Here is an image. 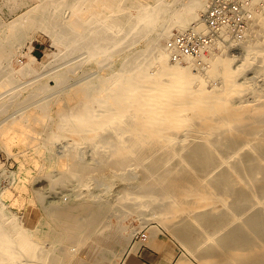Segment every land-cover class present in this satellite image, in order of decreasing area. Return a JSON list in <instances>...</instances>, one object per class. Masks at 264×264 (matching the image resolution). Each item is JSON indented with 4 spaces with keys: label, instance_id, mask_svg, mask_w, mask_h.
Listing matches in <instances>:
<instances>
[{
    "label": "bare ground",
    "instance_id": "6f19581e",
    "mask_svg": "<svg viewBox=\"0 0 264 264\" xmlns=\"http://www.w3.org/2000/svg\"><path fill=\"white\" fill-rule=\"evenodd\" d=\"M7 1L10 0H0V12ZM206 2L207 0H36L25 12L13 19L0 21V60L10 55V43L20 40L25 27L34 25L46 28L53 37L66 33L67 37H71V44H66L68 42L64 39L63 43L65 41L70 47L72 43L74 47L81 41L76 46L81 47V50L86 49L87 53L83 49L84 53L95 64L99 65L106 59L109 62L113 57L103 74L88 79L87 83L83 79L86 85H74L65 90V93L61 92L64 93L62 97L54 98V95L51 99L50 95L49 99L48 94L43 96L44 99L46 96L48 98L45 101L42 97L41 101H31L32 105L40 104L41 112L36 117H31L30 114L23 116L15 129L20 133L31 129L36 136L45 132L42 139L45 148H50L52 139L65 135L69 138L71 136L75 142L91 137L96 140H93V148L97 146L95 142L103 145L104 152H99L94 161L91 159L92 163L88 164L78 162L73 151H66L67 154L57 161L60 172H63L60 174L64 177V183L60 185L64 184V187L68 182L85 185L91 176L100 173L105 175L106 172L124 168L130 162H139L143 174L139 183L143 190L131 193L128 189L131 186L122 187L127 189H122L121 195H117L119 204L123 200H130L131 203L137 201L142 202V205H150V217L159 220L163 225L161 227L166 226L202 264H264V232L259 231L261 229L256 224L259 217H264V205L257 199L264 196H261L264 193V160L253 151L249 156L257 159L250 167L245 168L237 161L233 164L232 159H229L234 158V154L249 141H256L264 147V99L255 96L258 101L252 103L238 97L248 87L243 82H238L241 68L232 69L233 59L226 56L225 45L221 41L216 43L218 52L201 54L203 69L189 57L186 65L171 63L164 48V39L170 34L171 28L181 31L192 24L202 28L201 16ZM63 8H68V12L70 9V14L66 13L68 17L60 16ZM263 11L264 9L254 12L241 41L249 56L245 59L246 64L250 59L257 58L261 74L264 73ZM82 42L84 46H81ZM234 42L236 41H232ZM105 65L106 62L102 67ZM11 68L9 70L7 67L5 76L0 77V88L12 79L15 71H19L16 67L15 71ZM21 68L28 70L32 67L26 64ZM99 68H95V71ZM60 77L58 79L63 82L67 75L65 78L62 72ZM210 77L220 78L217 90L208 91L204 88L203 83ZM44 83L38 87L39 91L48 90L49 87L46 88V82ZM4 86L7 87L6 84ZM14 88L17 87L12 89L16 91L19 87L16 90ZM32 92L33 90L30 93ZM19 94L7 98L3 96V107L20 104L23 98ZM51 109H54L55 114H49ZM124 115L131 127L124 124L122 128H128H123L124 132H120V125L118 128L112 124L118 123L119 118ZM4 118L6 121L8 117L4 116L0 121L4 122ZM109 125L114 127V131L118 128L123 136L116 133L114 138L109 135L106 136L108 138H103L95 132L103 126L107 129ZM185 129L190 132L187 131L191 136L188 138L190 140L186 145L180 143V147H173L176 137L186 134ZM11 131L7 129L6 133ZM215 133V137L221 135L225 138L228 145L225 153L217 152L212 156L215 137L211 139V136ZM40 137L38 136L39 139ZM199 138L201 141L198 143ZM143 146L145 147L142 148ZM257 172H261V176H257ZM145 175L149 176L148 179ZM258 192L260 196L256 198ZM68 206L69 208L66 205L65 208L57 207L61 211L52 207L54 216L65 214L64 220L60 222L65 231H79L82 234L87 231L86 235H99L108 239L111 237L105 226L88 228L87 225L91 222L99 221H89L86 218L85 221L82 220L81 217L91 213V206L85 212L83 211L88 206L83 211L73 204ZM2 213L0 210V215ZM261 223L260 221L259 224ZM18 233L16 239L10 242L11 237L7 236L6 228L0 224V264H3L4 258L11 261L17 256H25V262L21 264L31 262L35 248L33 238L44 235L45 231L29 233L21 229ZM216 234L218 237L213 238ZM8 242L11 244L7 245ZM175 264H186V261L181 258Z\"/></svg>",
    "mask_w": 264,
    "mask_h": 264
},
{
    "label": "rangeland",
    "instance_id": "374dc122",
    "mask_svg": "<svg viewBox=\"0 0 264 264\" xmlns=\"http://www.w3.org/2000/svg\"><path fill=\"white\" fill-rule=\"evenodd\" d=\"M35 1L36 0L7 1L4 4L5 6H2V10L0 12V21L13 19L18 14L25 12L31 5L35 3ZM143 1L152 2L153 0ZM208 1L209 0H207L206 2L205 10ZM262 7H264V0H252L250 7L251 13L249 19L253 17L255 11H262L264 9ZM66 9H62L65 12L61 10L62 13H60V16L62 18L68 17L67 14H70V9L69 12ZM205 10L201 16V22L203 20ZM63 12L64 15H62ZM193 26L197 27L196 25L192 24L187 28ZM187 28L183 30H187ZM176 32H179V30H177L176 28H171L170 34L164 39V48L165 51L168 52L169 61L171 63H177L183 66L187 64L186 59L188 57L182 61H173L170 55V50L166 46L167 40ZM58 35L57 37H53L51 32H49L46 28H43L38 25L25 27L23 31V36L20 38V40H17L16 42L14 41L15 43H10L12 46V48L10 47L11 50L9 51L10 55L7 58H2L0 60V77L5 76L7 70H10V67H12L14 71L15 67L16 70L19 69V71H15L16 74H14L15 76L13 75V80L11 79L9 80V82L4 83V85L6 84L7 87L1 85L2 89L0 88V94L4 92L0 95V120L4 116L8 117L6 118V121L5 118L3 119L4 122L0 121V210L3 212L0 215V224H2L6 228L7 236L11 237L10 242L13 241L12 239H16V236L19 234L18 231L21 229H23L24 232L27 231L29 233L38 230L45 231L44 235L41 234V236H36V238H33V243L35 247L33 249V259L27 264H148L143 260V256L145 254L144 249L147 252L149 251L153 253L155 251H159V254L163 252L167 253V250L171 252L172 250V256L169 255L170 260L175 258L177 254H179L178 259L183 258L186 261V264H202L200 261H197L198 259L196 256H194V254H190L188 249L183 246L180 240L172 232L167 230L166 226H164V228L166 229L165 230L163 227H161L163 225H161L159 220L150 217V205H148L147 203H143L145 205H142V202L137 201L131 203L130 200L122 201V199H120V202L122 201V204H119V200L116 199L117 195H121V192L123 191L122 189H127L126 187H122L126 185L131 186L128 187L131 193H140L141 190H143L141 183H139L143 175L139 162H130L124 168L117 169L113 172H106L105 175L100 173L99 175L93 177L91 176L86 182V184L84 183L85 185H81V183L78 184L76 182H68V184H65L64 187V184H61L63 186L60 185V183H64L62 180L64 179V177H62L61 175L63 174V172H60L61 169L59 168V163L57 161L64 155H66L68 152L72 153L73 151V153H75V158L78 159V162H87L86 164L92 163L91 159H93L94 161V158H96V155L98 156L99 152H104L103 145L101 143L99 144V142H95L97 146H95L96 148H93V140H96L91 139V137L83 138L75 142L73 141L71 136L69 138V136L65 135L66 137L64 136L62 138L52 139L49 143L50 148H45L44 143L42 142V139H44V135L46 134L45 132L41 133L43 135L36 136L34 131L31 129L22 131L21 133L19 131H16L15 128L19 126L18 123L22 120V118H24L23 116L30 114L31 117H36L37 115H39L38 113L41 112L39 108L41 107L40 104H37V106L36 103H33L34 105H32L31 101L36 102L37 99L40 100L42 98L43 101H45L48 99V94L49 99L50 95H52L51 99H53L54 95V98L62 97L66 92L65 90L70 89L74 85H84L85 82L87 83L88 79L103 74L104 71L109 68L110 62L113 61V57L112 59L109 58L111 59L109 62L107 61L108 59H106L105 61L99 63V65L102 63L104 65V63L106 62V65L104 67H102L103 65H100V67L98 63L95 64L93 60L88 58L89 56L84 53L83 47V49L81 50V47L78 48L76 46H79L80 44L78 43L81 41L76 43L74 47H72V43V46L70 47V45L66 44H71L69 41V38L71 37H67L66 33L62 35L60 34V37ZM63 35L67 38H63ZM243 37L244 34L242 35V37H235L231 35L227 38L220 39L217 42L221 41L225 45L224 51L226 56L233 59L231 64L232 69H242H240V74L238 75L237 80L238 82H243L244 85H246L248 88H246L245 91L243 90L238 95V97L240 99L245 100V102L251 101L253 103L255 101H258L256 100V98L260 97L261 100L264 99V76H262L264 75V73L261 74L262 69L259 68V62L256 60L257 58L250 59L249 63L246 64L245 59L249 56L247 55V50L243 46V42H241ZM63 39L65 41L67 40L68 43L65 44V41L63 43ZM232 41L236 42L232 43ZM217 42L215 41L213 45L204 53L218 52L216 46ZM81 46H84L83 42L81 43ZM75 48H78V50H76ZM72 49H75V52L72 51ZM84 50L86 52V49ZM65 51L68 54H64ZM193 60L194 63L196 62L195 64L198 67H200L201 69L204 68V61L201 59V56ZM26 64H30L32 68L28 70L22 69L21 67L25 66ZM75 64H77V66ZM6 66L8 67V69H6ZM73 66L75 70H73ZM95 68H99L97 69V72L95 71ZM2 69L4 70L2 71ZM260 71L261 73H259ZM62 72L63 75H65V78L67 75V78L65 79L66 81L61 79L63 82L59 80L60 78H62L60 77L62 75ZM90 73L93 76H91ZM57 76L60 78L58 79ZM218 78L219 77L208 78L203 83L204 88L208 91L217 90L220 86V78ZM83 79L84 81H86L84 82ZM44 82H46V88L49 87L48 90L45 89V91L43 92L39 91L38 87L40 86V84H45ZM28 83H30L31 85ZM28 86H30L31 89ZM13 87H19L18 89L21 90L19 91L17 88H14L15 90H18H16L18 92L16 93V91L12 90ZM6 89H8V94L6 92ZM28 89L30 90L27 94ZM32 90L34 92V95L33 92L30 93ZM61 92L64 93L62 94ZM14 94H19L20 98H23V100L19 102L20 104H13L14 106L11 105L8 107L5 105L6 107H8H5V109L3 107L4 105H2V102L4 101L3 96L4 98H7L8 96L10 97ZM28 95L30 98L28 97ZM45 95L47 96L44 99L43 96ZM40 101L38 102L40 103ZM89 105H91V103ZM53 111L54 109H51L49 114H55V111ZM98 112H100V110ZM95 113H97V111ZM11 115L12 117L10 118L9 116ZM97 115L100 116V113H97ZM119 119L120 120H118V123L112 124V126L115 125L116 127H118L120 125V132H124L125 129L127 130V126V128L123 126V128L125 129L122 128V125L124 124H127L131 127V125L126 121L127 117L125 120V115ZM75 120L76 119L73 120V123H75ZM125 121L126 123H124ZM105 127L107 128L108 126ZM113 128L114 127H111L109 125L107 129H104L103 126L100 129H96L95 132L100 136L102 135L103 138H108L106 137L108 135L110 138H114V136H117L115 135L116 133L119 134V136H123V134L120 133L118 130L119 127L115 129L116 132L113 130ZM7 129H9V131H11L12 129L13 130L9 133H6ZM14 129L15 132H13ZM187 131L188 130L185 129V135L182 134L181 136L178 135L179 138L176 137V140H174L173 147H180V143L182 145L183 143L184 145H186L185 143L190 140L188 138H191L189 134L190 132L188 131V133ZM112 133H114V135H112ZM13 134H15L16 136ZM262 134V137H264V131L262 132ZM18 135L20 137H18ZM216 135V133L215 135L212 134L211 139H214ZM38 136H42L40 137L41 139H39ZM199 139H197L199 140L198 143L201 141V138ZM36 140L38 143L35 144ZM214 140L215 142L213 144L214 146L212 148L211 155L213 156V153L217 152L225 153L228 141H226L225 138H222L221 135L215 137ZM26 143L29 145H27ZM31 144L33 146H30ZM144 147L145 146H143L142 148ZM69 149H71V151H69ZM62 150H64L65 153ZM252 151L257 154V157H263L264 160V147H261L256 141H249L242 149L236 152L234 156L232 154L234 158L229 159H232L233 164L237 161L241 165H244L245 168L250 167L255 164V161L257 159L254 156H249ZM227 153L229 152L227 151ZM105 155L107 156L108 154L105 153ZM227 158L228 157L226 156V159ZM227 162L230 163L229 160H227ZM53 163L54 165H52ZM145 176L146 179H148L149 176ZM257 176H261V172H257ZM258 193H255L256 198L258 197V195L260 196V192ZM263 195L264 193H261V196ZM257 199L261 200L260 204L264 205V196ZM88 203L92 204V206ZM72 204L75 207H80V210L82 211L88 206V208L83 212L89 210V206H91V213L89 214V216L81 217L82 220L85 221L86 218V220L89 221H99V223L89 222L90 224L87 225L88 228L91 229L94 227L105 226V228H107L108 232L110 233L111 237H109L108 239L99 235H86L87 231L85 232V234H82V232L79 231H65L62 227V224L60 223L64 220V213L58 214L59 216H54L55 212L53 210L57 207L65 208V205L66 208H69L68 205ZM74 206L73 208H75ZM52 207H54L53 210ZM58 209L59 208H57V210ZM262 209H264V206L262 207ZM50 210L52 211L50 212ZM59 210L61 211V209ZM62 212H64V210H62ZM93 214L95 216H92ZM259 220L262 222L261 224H259ZM263 220L264 217H259L258 223L256 224L257 228L261 229L259 231L264 232ZM85 227L86 225H84V228ZM152 228L155 230V232H153L154 230ZM172 234L174 236H171ZM217 237L218 234L213 235V238ZM10 242H8L9 244L7 245H10ZM24 258L25 256H17L12 259L13 261H6V258H4L3 264H21L25 262ZM177 261H175V263H177ZM175 263L174 261L171 262V264Z\"/></svg>",
    "mask_w": 264,
    "mask_h": 264
},
{
    "label": "built area",
    "instance_id": "2783aa9c",
    "mask_svg": "<svg viewBox=\"0 0 264 264\" xmlns=\"http://www.w3.org/2000/svg\"><path fill=\"white\" fill-rule=\"evenodd\" d=\"M252 0H209L203 28L195 26L173 34L166 42L173 61L195 59L213 43L229 36L242 37L250 20Z\"/></svg>",
    "mask_w": 264,
    "mask_h": 264
},
{
    "label": "crops",
    "instance_id": "0c3cea01",
    "mask_svg": "<svg viewBox=\"0 0 264 264\" xmlns=\"http://www.w3.org/2000/svg\"><path fill=\"white\" fill-rule=\"evenodd\" d=\"M144 251H145V254L143 256V260L145 262H147L148 264H171V262H173V261L175 263V261H177L178 257H179V254H177L175 258L170 260L169 255L173 254L172 250H171V252L169 250H167V253L163 252L161 254H159V251H155V250H154L155 251L154 253L149 252V251L147 252L145 249H144Z\"/></svg>",
    "mask_w": 264,
    "mask_h": 264
}]
</instances>
